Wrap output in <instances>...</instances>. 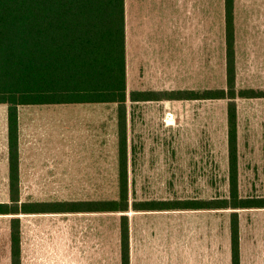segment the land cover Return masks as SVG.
Wrapping results in <instances>:
<instances>
[{
  "label": "rangeland",
  "instance_id": "rangeland-1",
  "mask_svg": "<svg viewBox=\"0 0 264 264\" xmlns=\"http://www.w3.org/2000/svg\"><path fill=\"white\" fill-rule=\"evenodd\" d=\"M198 2L180 0L179 28L174 19L168 31L161 21L147 25L146 10L157 15L151 11L156 2H145L142 15L139 1L128 0V91L225 85L224 1L206 0L200 10ZM234 7L236 84L264 89V0H235ZM236 101L239 194L264 196V97ZM226 105L225 99L128 100L129 201L226 196ZM20 122L22 200L117 197L115 103L23 106ZM4 170L0 202L9 199ZM238 210L244 262L264 264V208ZM152 211L144 214L138 238L148 251L170 258L172 209ZM231 212L211 210L212 264H229ZM122 213L101 217L114 220L116 239ZM10 217L0 214V264H9ZM20 218L23 264H63V213Z\"/></svg>",
  "mask_w": 264,
  "mask_h": 264
},
{
  "label": "trees",
  "instance_id": "trees-1",
  "mask_svg": "<svg viewBox=\"0 0 264 264\" xmlns=\"http://www.w3.org/2000/svg\"><path fill=\"white\" fill-rule=\"evenodd\" d=\"M224 1L225 85L174 90H130L126 84L124 0H0V104L7 113L8 201L0 214L9 221L10 264H22L19 214L164 209H232L230 264H241L239 210L264 208V196L238 190L237 98L264 97V89L238 87L235 63V0ZM225 99L226 196L208 200L130 202L127 177V101ZM115 103L117 197L22 200L19 109L30 105ZM121 264H129L128 217L119 227Z\"/></svg>",
  "mask_w": 264,
  "mask_h": 264
},
{
  "label": "crops",
  "instance_id": "crops-1",
  "mask_svg": "<svg viewBox=\"0 0 264 264\" xmlns=\"http://www.w3.org/2000/svg\"><path fill=\"white\" fill-rule=\"evenodd\" d=\"M139 1L137 10H145L144 3L156 2L151 6L157 15L146 10L147 25L150 27L161 24L165 28H173V20L179 28L180 0H135ZM199 10L205 7L206 0H199ZM125 9V50L127 77V15L128 0H124ZM194 9V8H193ZM187 11V9H186ZM152 14V15H151ZM152 19V21H151ZM167 25V26H166ZM179 32V29L177 33ZM0 177L4 169L8 172L7 145V113L4 104H0ZM20 109H19V152H20ZM21 161V155H20ZM21 163V162H20ZM8 175V173H7ZM212 209H172L171 214V257L163 258L153 249L150 251L140 239L145 233L144 214L152 210H134L131 207L124 214L128 217L129 228V264H212ZM114 211H80L63 212V264H121L119 237L116 239L114 220L104 215H114ZM207 213V220H206ZM41 214V213H32ZM3 215V214H2ZM21 214L18 216L20 217ZM84 215L85 217H81ZM95 215V216H94ZM240 218V214H239ZM21 221V218H20ZM111 224V225H110ZM240 249L241 264H245L241 248V218ZM157 229L151 228V231ZM163 232V229L161 230ZM21 222V239H22ZM156 235V233H154ZM138 235L140 238H138ZM152 238L156 243L157 240ZM163 239L161 238V241ZM22 241V240H21ZM164 241V240H163ZM230 251V248H229ZM166 259V260H165ZM10 264V256H9ZM23 264V261H22ZM230 264V257H229Z\"/></svg>",
  "mask_w": 264,
  "mask_h": 264
}]
</instances>
